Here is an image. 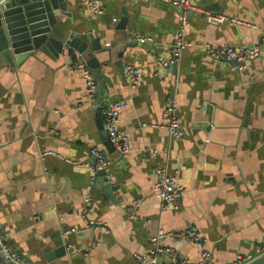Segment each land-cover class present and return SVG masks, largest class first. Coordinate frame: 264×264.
<instances>
[{"label":"crops","instance_id":"obj_1","mask_svg":"<svg viewBox=\"0 0 264 264\" xmlns=\"http://www.w3.org/2000/svg\"><path fill=\"white\" fill-rule=\"evenodd\" d=\"M93 1L54 0L50 38L33 50L19 39L24 49L14 53L13 66L0 58V227L9 243L33 264H142L133 254L151 251L159 229L195 226L209 264L255 253L264 246V0H191L244 22L211 23L190 11L183 29L181 9L170 2L99 0V13ZM72 33L123 44L122 72L113 61L101 66L112 82L101 78L102 95L94 80L90 97L83 74L72 71L77 63L57 48ZM177 36L181 57L164 68L158 60ZM208 44L255 45L261 54L233 66L215 61ZM128 64L142 73L136 87ZM168 98L181 137L165 127ZM114 100L128 103L119 117L131 142L125 156L101 134L100 106ZM94 146L110 161L107 175L119 186L113 197L105 183L92 184ZM49 150L55 154L42 155ZM156 165L183 186L166 207L153 190ZM135 201L141 204L130 218ZM160 244L180 258L201 259L193 242L167 237ZM63 246L67 253L58 256ZM158 264L174 262L162 255Z\"/></svg>","mask_w":264,"mask_h":264},{"label":"built area","instance_id":"obj_2","mask_svg":"<svg viewBox=\"0 0 264 264\" xmlns=\"http://www.w3.org/2000/svg\"><path fill=\"white\" fill-rule=\"evenodd\" d=\"M151 1V0H143ZM165 2H170L175 4L181 9V22L182 29L184 28L187 16L190 11H200L204 15L205 19L211 23H222L224 21L243 23L239 19L230 17L222 12L212 11L208 8L202 6L194 5L191 0H161ZM93 7L99 13H103V9L100 6L99 0L93 1ZM255 26V25H253ZM139 40L145 41L147 38L145 36L137 35ZM185 45L180 36H177L173 41L170 53L168 57L159 58V63L164 67L176 64L182 54ZM207 51L210 56L217 62H225L231 60H239L247 62L249 60L257 58L261 54L259 46H242L236 47L234 45H207ZM127 74L130 78L133 87L138 85L139 79L141 77V71L133 66L132 64L126 65ZM74 72H80L83 74L87 91L90 97H95L96 83L91 74V71L85 62H79L75 64L72 68ZM128 106V103L123 100H114L108 104L104 111V123L108 130L109 138L114 143L115 147L122 155H127L131 149L130 137L125 129L119 126V117L121 112ZM176 103L173 99L168 98L167 105L164 111V115L168 119L165 124L167 130L175 137H181L184 134V130L180 124L178 117L175 114ZM91 153L95 157L93 164L91 165V180L92 184L96 182V173L100 169L107 171L109 169L110 161L107 158L105 152L99 149L97 146L92 147ZM44 154H55L54 151L43 152ZM78 161H73L77 163ZM153 190L158 193L162 199L164 207L169 204L176 203L182 196L183 186L178 182L177 176L175 174H170L164 166L156 165L154 167L153 176ZM141 202L135 201L128 207V212L130 218H134L138 212ZM173 237L175 239H184L193 242L200 249L201 259L199 261H192L189 258H180L177 251L171 246L161 245L160 242L167 238ZM152 241L154 248L149 252H135L133 254L134 258L142 264H158V258L162 255H167L174 264H209L211 260V252L206 247L204 238L202 237L200 231L195 226H188L183 229H159L158 232L153 235ZM71 248V244H68V249ZM80 254V251H76ZM264 254V246L257 248L255 253L249 254H238L236 258L226 264H248L257 256ZM0 260L6 261L9 264H33L24 254L13 247L9 243V238L6 231L0 227Z\"/></svg>","mask_w":264,"mask_h":264},{"label":"water","instance_id":"obj_3","mask_svg":"<svg viewBox=\"0 0 264 264\" xmlns=\"http://www.w3.org/2000/svg\"><path fill=\"white\" fill-rule=\"evenodd\" d=\"M57 8L58 6L54 5V0H1L0 58L4 59L7 64L13 66L15 62L13 58L14 53H19L24 49V47H18L21 45L19 39L27 38L25 40V43H27L26 50H33L35 47H38V43L42 39H49L48 33L57 21L55 10ZM87 37L89 39L76 37L72 33V37L69 36L65 42L57 44V48L67 51L71 55L73 62L79 63L81 61L80 59H82L87 64L102 95L104 88L101 83V78L106 80L110 86H112V82L109 76L102 72L101 66L108 67L109 63L113 61L122 72L124 69L123 44L119 43L117 47L111 44L102 45L100 40L96 39L95 41L93 36L88 35ZM88 41H90L91 46ZM118 49L120 51L116 53ZM119 56L120 59H116ZM228 63L233 66H242L246 62L231 60ZM107 106L100 107L104 111ZM101 127L103 128L101 134L106 140V145L109 148L116 149L114 143L109 138V133L104 122H102ZM97 181L99 183H105L103 184V189L109 197H113V192L119 189L118 185H113L110 182L107 172L104 169L97 171ZM66 253L65 246H63V249L57 251L58 256H64ZM0 264L9 263L0 260ZM248 264H264V254L257 256Z\"/></svg>","mask_w":264,"mask_h":264}]
</instances>
